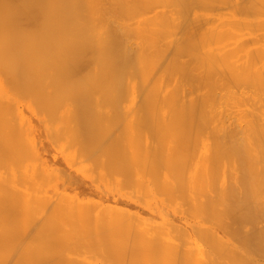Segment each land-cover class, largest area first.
<instances>
[{"label": "rangeland", "instance_id": "obj_1", "mask_svg": "<svg viewBox=\"0 0 264 264\" xmlns=\"http://www.w3.org/2000/svg\"><path fill=\"white\" fill-rule=\"evenodd\" d=\"M112 1L115 2V0H112ZM127 1L128 0H126V1L124 0V2H122L121 0H118V1H116V4L118 2L119 3L121 2L120 4L119 3L118 4L122 5V3H124V5H122V7L123 6L126 7L125 4L127 3ZM130 1L135 2L136 6H133V4H134L133 2H132V6L134 8H137L136 10L135 9L133 10V7L130 6L131 4L130 5H129V3L127 4V6L128 7L130 6V8H131V9L128 8L129 11L133 10L132 11L133 13L135 11L138 12L137 14L134 13V15H136L135 17L133 15V13L130 14L131 11L129 12V11L124 10L126 8L123 7L124 8L123 9L122 7H120L119 10H116L117 9L116 7H118V4H117V6L115 3L110 4L109 9L111 10L112 4L114 5V6L112 5L113 9H115V10H112L110 12L120 11L121 8H122V11H120V12H122L123 14H124V12H126V13L129 12L128 14L125 13V16L121 17V18H120V14L118 17V15L116 13H114L117 15V18H118V19L117 18L115 19L114 24L120 22L124 25H126V24L130 25L132 23L131 27L130 26L129 27L131 28V31L133 29V30H135L133 32H136L138 30L137 28L141 26V25H138V21L143 20V22L142 23L140 22V23L143 25V27L141 26L142 27L141 29L144 30L143 28H144V26H147V24L144 25L143 23H145V22L151 23V21H153V19H149L150 21H148L147 20L148 17H152V16L155 17L154 15L156 14L157 17H156L155 21L160 18L159 21L163 22L161 20L165 17V14L166 15L168 14L166 17H169V20L171 17V19H172L171 21H173L171 23H174V24H171V26L165 25L166 27L163 26L164 28L159 27L160 29H157V30H159V31L162 30L161 32L158 31L159 33L158 32L155 33V31H156L155 30L154 33L151 34L152 37H153V35L155 36V34H156V37L158 39V35L160 36L161 33L162 34L164 33L163 36L161 35V37H162L161 39L166 38V39H163V43H165L164 41H166L167 47H165L166 46L165 44L161 47L162 48L165 47L163 49L165 51V53H169V51L171 52V50H173L172 49L173 47L171 48V45L169 44V42H171V41L173 42V40L175 38H177L175 40H179V39H181V37L182 38L184 37L183 39H181L182 41L183 40L189 41V38L191 39L192 37L196 38L195 41H197L199 39L200 40L204 39L203 41H206V43L208 44L211 42L210 40L213 37L216 38L217 36H222V38L223 37L226 38V36L227 37L231 36L233 33L238 34V33H244L245 32L243 35V39L251 37V38L246 39L249 42L250 47H253L254 45H256V43H254L256 41H254L253 42L254 44H253L249 40V39H252V37H253V39L256 37V40H258V39L262 40L264 38V31H262L263 28L260 29V31H262L261 33H263V38H262V34L260 35L262 39L259 36L260 31L257 29L264 22H262L261 24L260 23L255 24V26H258L260 24L258 27H255L252 25V28L255 27L257 29V31H259V32H257V31L253 32L252 30H254L255 28L251 29V26H248V23H247L248 20L247 19L253 20L254 16H251L249 18L248 17L249 13H248V15H247V13H246V15H242V14H240V12H239V14H236L237 16L234 15V13H237V11H234L235 8L233 6L232 7L234 8V10H233V8L230 7L229 3L231 2V0H156V1H154V0H145V1L139 0V2L137 0H129V2ZM104 2L102 3L103 5L109 1H107L106 3H104ZM93 3H95V2L93 1ZM98 3H97V5H98ZM149 3H153V4L149 5ZM232 3H234L233 0H232ZM67 4H68V9H67L68 14H67L66 19H65V20H67V22L63 23V21H62V19H63L62 1L57 0V21H58V27L59 28H61V25L66 26L65 29L67 30L69 28L67 31H68V33L70 32L72 34V36H74L76 38L86 37L87 41L89 38L95 39L98 36L99 37L102 36L101 38H103V39H109L111 34L114 35L113 32L111 34L109 33V30L106 28V24L101 29V25H100L101 23H98V22H100L99 20H98L97 24L95 25V23H96L95 21L97 19H95L94 17L96 16V18H97V17H99L98 15H100L99 12H97L95 10H97V8H98V11H100L103 9V7H97V8L95 7V10H94L92 8L94 5H92L91 6L92 9H90V11H88V8H87L88 5L85 4V0H67ZM82 4H85V5L83 6ZM88 4L90 5V3H88ZM81 6H83V8H81ZM99 6H101V5H99ZM99 8H102V9L99 10ZM92 10H94V12ZM103 10H105V9H103ZM91 11L93 13H90ZM110 12H108L109 15L106 12H104L107 15L106 16L107 20H109V19L113 20L114 19V18L112 19V17H111L112 15L110 14ZM120 12H117V13H120ZM155 12H158V13H155ZM161 13H163L162 16L158 15ZM88 15L89 16L92 15V18H88V20H87ZM101 15H102V13H101ZM241 15H242V17H241ZM261 15H262V13L259 15V17L258 16L256 17V15H255V17H254L255 22H256V19L257 20H259V19L263 20L264 19V16H261ZM115 16H113V17H115ZM126 16H128V17L131 16L129 18L130 19L133 18V19L129 20V18H128V20H124L127 18ZM141 18H142V20H140ZM166 19L168 20V18H166ZM90 20L91 21L94 20L93 23ZM107 20H105V23L106 22L108 23ZM117 20H118V22H117ZM183 20H184V23L181 22ZM235 20L237 22L238 21L240 22V20L241 21L245 20L246 22L245 21L244 22L246 23V25L248 27H250L251 30H249L246 27V25L244 24L243 21L241 22V24L242 25L244 24L243 28L246 27L247 29L244 28L242 30V28H239L240 27V26L238 27V25L240 24L239 22H238V24H236L237 22H235V25H233V27H231L232 26L231 23ZM175 21H177V22H175ZM166 22H168V21H166ZM66 23H68V25ZM153 23H155V22H153ZM122 24H119L118 26H121ZM124 25H122L120 27L123 30V32L125 31V28L127 30V26H124ZM172 25H173L172 29H167V31L163 32V29L168 28L169 26L172 27ZM178 25L181 27H179ZM242 25H241V27H242ZM102 26H103V24H102ZM113 26L115 28L118 27L116 25H113ZM149 26H152V25H149ZM176 26H177V28H176ZM234 26H236L237 29H235L236 27H234ZM123 27H125V28L123 29ZM152 27L154 29H156L157 25L156 26L153 25ZM262 27H264V26H262ZM105 28L107 30L104 33L102 31ZM148 28H149L148 26H147V28L145 27V29L147 30L146 34L149 31ZM122 30H120V31L122 32ZM239 30H241V31H239ZM139 31L140 30H138V33H139ZM251 31H252V33H251ZM165 32L167 35L169 34L168 37L165 34ZM116 33L118 34V31ZM125 33H126V31H125ZM125 33H124L123 37H125ZM140 33L142 34V32H140ZM100 34H101V36H100ZM128 34H129V32H128ZM137 34H135V35H137ZM255 34H257V35H255ZM135 35H133V37L136 38ZM192 35H194V36H192ZM118 36L119 35H117L116 37H118ZM143 36L141 35V39ZM149 36H148V38H150ZM164 36H166V37H164ZM236 36H238V35H236ZM87 37H89V38H87ZM123 37L122 36H121V38L119 37L120 38L119 40H122ZM133 37H131V36L129 38L127 37V40H126V38H125V40L129 41V39L133 38ZM172 37H175V38H172ZM113 38H115V37H113ZM144 38H146V37H144ZM231 38H232V36H231ZM139 39L140 38H138L135 41L131 39V41L134 43V42H138ZM167 39H169V41ZM253 39H252V41H253ZM193 40L194 39H192V41ZM174 42H179V41H174ZM206 43L204 42V44H206ZM260 44H264V41H262V42L260 41V43H258L257 46ZM205 48H207V47H205ZM205 48H203V49L200 48V49L204 50ZM200 49H198V50L201 51ZM99 87L102 88L101 86H99ZM37 88H38V86H37ZM100 88H98V89H100ZM22 90L24 93L23 95H19L17 93V95L19 97L18 101L10 102V103H1L2 105L0 104V109H2V112H0V115H1L0 116V176H1L0 177V197L2 199L4 197H6L5 198L6 201L3 200L5 202H7V200L11 201V202L9 201L6 204L4 203L5 206H4V204L0 205V209H1L0 210L1 211L0 212V232L2 233L1 239L2 240L5 239V241H3V242L5 243L6 240H9V238H10L9 247L13 246L11 248V250H9V251L13 250L12 252H9V251L5 252V250L3 249L5 247H4V245L0 239V242H1L0 243V259L2 261L3 260L5 261L6 258H7V260H9L8 263L5 262V264L6 263L10 264L9 262H11L10 260H12L13 258L16 260L15 257L20 258L21 259L20 261H24L26 263H31L28 261H35V263H39V264H41L40 262L42 260L45 261V258L48 257L46 259L45 263L46 262L48 263V261H50V262H55V263L59 262V264H61V262L64 263L62 259L64 258V256L67 253H70V257H72V256L73 257L85 256L87 258L96 257V258H99L100 260H103V259L112 260V258H114V257L108 256L105 252V249H107V248H104V246L105 247L111 246L112 243H113L112 244L113 247L117 246L118 248H122V247L127 248L126 247L127 245H128V247H130L127 250L125 249V251H126L125 257L122 256L121 259H124V258L126 259V257H127V260L132 259L133 257L131 256L130 252L132 251V249L133 250L135 249L136 253H135V251H134V253L138 257V258L137 257L136 258L142 260V259L146 258L147 253L144 252L145 248L143 250L142 245L140 243H143V245H145V242L143 239H145L146 237L149 238L150 234L152 233V231H151L152 229L157 231V232L159 231L161 234H165L164 237L167 238L166 240L167 241L170 240V241H168L170 243L175 242L173 244L176 246V248H177L176 244H178V242H179L178 245H180V247H178V249L175 248V250H176L175 252H177V255H175L174 253L172 254V255H175L176 257L170 255L171 253L167 254V256H170V257H169V259H167L168 262L164 261L165 264H168V263L169 264H198V263L199 264H201V263H203V264H264V251H263L264 250V247H263L264 246V227H263L264 226V221H263L264 220V162H263L264 161L263 160L264 154H263V152L264 151H262V150H264V143H263L264 142L263 141L264 130H262V128L264 127V100H260V99L258 100L257 99L260 97H255L256 98L255 100H254V98H253V100L252 99L248 100V98H247L248 101H245V99H243L244 102L243 101L240 102V100H238L239 102H237V100L236 101H234V100L233 101H231V100L230 101L229 100L219 101V103H216V105H217V107H216L217 112L216 113L217 114L216 113L214 114V115H216V117L214 116L215 120H214V117L212 118V122H211V119L207 120V118H204L207 121L206 120L203 121L202 118H200L199 121L194 120L195 122L192 120H190L191 122L187 120L186 122H188V123L194 122V124L192 123L193 126L191 125V129H190V127H188V125H189L188 123H187L188 125L186 124L187 125L186 126V125H184V122H182L183 120H179L180 122L183 123L182 125L179 126V124L177 125V123H176L177 120L174 119V121L177 125V128L174 129L175 127L173 124H175V123H173V121H172L173 118L171 121H170L171 118H169V119L166 118L167 120H169L168 122H170L168 124L167 120H164L165 118H161V117L158 118L157 116H154V115H153L154 116L153 117L152 114L150 116H152L153 119L150 116L149 117L146 116L145 112L147 111V108L150 106L147 104V106H148L147 107L145 105L146 102L145 103L142 102L143 104L142 103L141 104L145 105L147 108L145 110H143L145 107L144 108L139 107V110L140 109H142V110L137 111L136 105L134 104V102H132L133 103L132 104L131 102H126V101L125 102H121V101L118 102L116 100L115 101H102V100L96 101L94 99H88L89 101H91V103L88 102L86 104L84 101H82L83 103L80 102V104L84 105L83 108L86 111H88V112H86V114H87L86 115V114H83L85 111L84 109L79 111L81 109L80 108L81 105L78 108L79 104H75V102H66V101L36 102V100H34V99H33L34 101H32L31 98L27 96V93L25 95L24 89H22ZM250 90H251V88H250ZM253 90L255 91V89H253ZM18 92L20 94H22L20 92V90ZM24 95H25V98H24ZM79 101H81V100H79ZM76 103H77V101H76ZM138 103L139 102H136V104H138ZM116 105H117V107H115ZM132 105L135 106V111L140 112V113L142 112L141 113L142 117H141L140 113H137L138 116H135L137 114H135L136 112L132 109V107H133ZM139 105H137V108ZM151 105L154 106V104H151ZM1 106H2V108H1ZM114 107H115V109L116 108L118 109L119 107L122 109L119 108L118 110H114ZM76 108H78V109H76ZM89 108H92V111L90 110V112H91L90 114H88ZM150 108H151V106H150ZM131 109L135 113H133V111L131 112ZM77 110L80 113H77L78 112ZM116 111H119V113H120V111L121 112L123 111V112L120 113L121 114L120 115ZM81 112H83V113L81 114ZM111 112H112V114L117 113L116 115H119L116 117H115V115H113L114 118L116 119V120H114V121H116L114 123L112 122V120L109 121L108 115L111 114ZM114 112H116V113H114ZM75 113L79 114V115H76ZM123 113H127V114H124L122 116ZM133 115H134V117H133ZM113 116L112 115L110 116L111 119L113 118ZM139 117H141V119H138ZM143 117H144V122L142 121ZM155 117H156V119L154 120ZM117 118H119V119H117ZM145 119H148V120H145ZM151 119H152V121H150ZM157 119H160V120H157ZM117 120H118V122H117ZM123 120H124V123H123ZM127 120H129V122ZM133 120L134 121L135 120H139V121L141 120L142 122L141 121L140 122L139 121L133 122ZM200 120L203 121L202 125H201L203 127H201V128H200V123H201ZM153 121H156L157 123L156 122L153 123ZM179 121H178V123H180ZM214 121H216V123H217V128H216V132L218 133L217 135H215L216 132L212 133V130H210L211 129L210 127H212L211 125L216 124ZM82 122H83V124H82ZM98 122H100V123H98ZM171 122L173 123L172 125H171ZM125 123H126V125H125ZM128 123H129V125H128ZM134 123L135 124L139 123L137 125H141V127L136 126ZM151 123H153V124H151ZM161 123L162 124L164 123L163 125L165 127ZM165 123L167 124V126H169V128H170V126H173V128L171 127V129L168 130L169 128L166 126ZM196 123H199V125H197ZM204 123L205 124L207 123V124L205 125ZM120 124H122V125L120 126ZM208 124H210V127ZM114 125L115 126L118 125V126L115 127ZM142 125L145 127L143 128ZM147 125H149V127ZM204 125H205V127L208 125L206 128L207 129L209 128V129L206 130ZM225 125L228 126V129L233 127V129H232L233 131H231L232 133L227 132V134H225L224 132H222L223 133V135H222V133L220 132L221 131L220 129H222L221 126H225ZM198 126L200 129L198 128ZM234 126L236 128H234ZM243 126H244V128H243ZM137 127H138V130L142 129L143 133L141 131L135 130V129H137ZM180 127H182V128H180ZM185 127L187 130L188 129L189 130L193 129V130L189 133V130L187 132L186 129L185 130L183 129ZM117 128H118V131H117ZM178 128H179V130L181 129V131H179ZM218 128H220L219 131H218ZM201 129H204L206 132L204 131L205 133L203 134L202 133L203 130H201ZM234 129H235V131H234ZM243 129H245L244 130L245 132L243 131ZM124 130H125V132H124ZM175 130L176 131L178 130L179 133L175 132ZM183 130L185 132V135L183 133ZM197 130H199V131L201 130V133H199ZM209 130H210V132H208ZM120 131H122V132H120ZM193 132L195 134H192ZM207 132L209 133V135L207 134ZM262 132H263V135H262ZM139 133L140 134L142 133V134L140 135ZM186 133H188L190 135H188V134L186 135ZM198 133L203 135V137H205V135H207L209 137V139L210 138L211 139L209 140V139L203 138L201 135H199L200 141L199 140L197 141ZM135 134H137V135H135ZM152 134L154 135V137ZM178 134H179V136H178ZM182 134H183V136H182ZM191 134L195 135V138H193L194 136L192 137ZM212 134L215 137L217 136L216 141L217 140L218 141L216 144L217 145L219 144V146L221 145L220 151L217 153H220V152H222V153H220L219 155L217 153H214V152H216L217 149H219L218 146H217V149H215L213 152L209 151V153H210V154H208L209 163L211 161L210 155H211V157L215 154L218 155V157L221 155H222L221 157H223V158L225 157L224 158L225 160L223 158H220V157L219 158L221 160L218 158L215 159L216 156H215V158L212 157V159L217 163H214L211 165V163L214 162L212 160V162L210 163L211 167L214 165L216 168V164H219V165H217V168L215 169L217 171L216 173H215L214 168L210 169L211 167L206 165L207 161L203 162L204 167H202L203 166V164L201 165L202 161L198 159V156H199L198 151H200V150H201L200 151L201 155L206 154L205 157H207V153H208L207 149H209V148L211 149V147L209 146L210 145L209 141H211V144H212V141H215V137L212 138V136H213ZM139 135L143 136V137L141 138ZM224 135L226 138L224 137ZM228 135L230 136V138L227 137ZM136 136H138L139 138ZM184 136L187 138H185ZM188 136H191V139L192 138L193 139L191 140L190 137L188 138ZM132 137L134 140L132 139ZM148 137L150 140H148ZM179 137H181V138L179 139ZM238 137H239V139H238ZM249 137H251V139ZM173 138H174V140L176 138V140L175 141L173 140V143H171L172 142L171 140ZM201 138H203V139H201ZM228 138H229V141H228ZM169 139H170V141H169ZM188 139L190 140V142L191 141L194 142L195 146L199 145V144H195V142L200 143V146L197 147L198 149L196 150V148H195L196 153L193 150L194 148L193 149L191 148L192 142L190 145H188L189 143H187V145H188L187 147L184 145L183 141L186 140V142H187ZM177 140L178 141L180 140L184 146H182V143L180 141H179V143H177L176 142ZM189 140H188V142H189ZM160 141L162 144H165V146L164 145L162 146V144L159 143ZM222 141H224V143L227 141L228 143L223 144ZM230 141L234 144L230 143ZM134 142H135V144H134ZM174 142H176V144H175L176 146L178 144L179 147H181V146H182V148L185 147V148H187V151H190V149H191V151L193 150V152L196 154V156H194V154H192V156H194L192 162H191L192 159H190V160L188 159L190 162L189 164L191 165V169H190L189 164L185 163L186 160H184V159H187L186 158L187 157L186 156L187 151L185 152V154L183 152V154L185 155V158L179 156L178 154L181 153L179 151V149H181V148L176 147V149H175V145H172V144H174ZM206 142L209 144H207ZM219 142H221V144ZM147 143H149V144H147ZM156 143H159L158 145L161 144L160 146H162V148H160L159 146L154 147V146H157V145H155ZM245 143L248 144L249 147H247L245 145ZM258 143H260V144L258 145ZM204 144L206 147L208 145L209 148L207 147L205 150ZM229 144H230V146H229ZM231 144H232V146L235 145L234 146L235 148L232 147ZM239 144H240V146H239ZM170 145L173 146L172 149L174 151H177V150L178 151L174 153L172 151V149H167V146L169 148H171ZM261 145H263V149H262ZM195 146H193V147H195ZM222 146H223V148L224 147L226 148L225 149V151H226L225 155H223L224 149L222 148ZM228 146L230 148L231 147L233 148V149L231 148L232 151H231V149H229ZM241 146H244V147L242 148ZM188 147H190V149ZM156 148H158V149L160 148V150H158ZM185 148H183V149H185ZM227 148L231 152V154L229 153V151L227 152ZM245 148H247V149H245ZM164 149H165L164 156L165 155L167 156L168 154H165V153H168L170 150V151H172V153H174V155H177L181 159L184 158L183 160H181L179 158L177 159L176 156L173 158L172 157L173 154H172V156L168 155V157L166 158L168 160L167 161L168 164L167 163L166 164L168 165L169 169L171 168V167H169V164H170L169 162L172 160L171 162L173 163V159H174V163H176L177 165H178V160H179V163L182 161V164L184 162L185 165L189 166V167H186V169H188V168L189 169L186 170L187 172H185L186 173L185 174L184 172H182V169L180 168L182 164L180 163L178 165V167L180 166L179 168L181 169V170L179 169V171H181V173L184 174V176H179V177L185 178V177L189 176L186 179L181 178L183 181L182 180H181V182L179 181L180 184L177 183V181L176 182L173 181L174 179H172V176L175 179H177V178L179 179V177H177L178 172H176V173L174 172V171H178V168H176V170H174L175 169L174 168L173 169L174 171L171 168L170 170L168 169L169 170L168 171V170H166L167 168L165 169V167L167 165H165V163L161 164L162 160H165L164 156H162ZM259 149L261 150V152H259ZM156 150H158V151L162 150L160 152L161 153L160 156H159L160 153L158 151H157L158 154H156V152H155ZM241 151L243 152L242 156H240ZM153 152H155L156 155ZM244 152L246 155H243ZM258 152L260 154L262 153V155H260ZM254 153L258 154V155H255ZM183 154L181 153L180 155H183ZM226 154L228 155L227 157H226ZM247 154H249V155H247ZM157 155L159 156L158 158H160L162 156V158H164V159L160 158V160L162 159L161 163L159 161V162H157V163H159V165L157 164V166H155V164H156L155 162L158 159H156L157 157H154V156H157ZM229 155H232V156H230L231 158L229 157ZM252 155H254V157ZM170 156L173 159L169 160ZM249 156L250 157L252 156L251 162L253 164L247 163L246 167H249V166L251 167V168L249 167V170H248V168H246V167H245L246 169L242 168V165H240V164H242L241 161H243L244 158H246V160L247 159L249 160V158H250ZM262 156H263V158H262ZM150 157H151L152 162H154L153 158L156 159L154 162V167H153L156 171H154V169L153 170L151 169V166L153 165V163L150 162V160H149ZM188 158H190V157H188ZM201 158H204V157L200 156V159ZM253 158H256V159H254L255 162L253 161ZM257 158H259V159L257 160ZM226 159H227V161H226ZM234 159H236V160L234 161ZM240 159H242V160H240ZM197 160L201 161L200 165H199L201 167H199V170H200V168L204 169V174L202 173L204 176H202V177H204L205 181L197 179V181H200V182H198V184H197V182L194 183L195 187L193 188L194 184L192 185V181H193L192 177H195L193 174H196V175L198 174L197 170L195 169L198 166L197 165L198 163H196ZM206 160H208V159H206ZM223 160H224V162H222ZM238 160H240V161H238ZM175 161H177V162H175ZM236 161L238 163H236ZM163 162H166V161H163ZM186 162H188V161H186ZM218 162H221V163H218ZM248 162H250V160ZM149 164H150V166H149ZM184 164H183V166L185 167ZM236 164H238V165H236ZM160 165H165V166H164V168H162V169L158 168L159 170H157V168H155V167H159ZM239 165H240V167H239ZM174 166H176V165L174 164ZM260 166L263 169L260 168ZM149 167L152 171L148 169ZM184 167H182V168H184ZM207 167H208V170L210 169L211 173L213 172V170H214L213 174L215 173V175H213L214 177L211 175L213 180L211 179V177L208 178L211 181L207 180V177L210 176V174L208 176L206 175V171H207L206 168ZM217 169H221V170H217ZM251 169H252V171H251ZM195 170H196V172L194 173ZM224 170L226 172H224ZM244 170H245V172H244ZM148 171H150L149 173H151L153 171L156 173H157V171L159 173L161 172L159 175L157 173L160 182L165 183V181L166 182L169 181L170 184H172V186H171V185H169V182L167 183V186H169V190L171 188L174 189L175 185L178 186V189L177 188H176L177 190L174 189V192L175 191L179 192L180 189L181 190L184 189L183 191H186L187 195L189 196V200H188V196H187L186 197L187 200H185V202H186L185 203L184 201H182L181 197L175 198L173 196L174 198H171L173 201L170 199L172 201L171 205H169L170 204L169 203L170 200H169L165 204L167 206H164L161 210L150 214V212L147 210L146 206L148 204L157 202L162 197V195H161L162 193H160L158 195L156 192L153 191V190H155V189H153L154 188L153 186L155 184L154 182H156L158 180H155L154 178H152V176L155 177V175H156L154 172H153L154 174L152 173L153 174L152 175V174H149ZM229 171L232 173V175L230 174ZM246 171H247L248 175L247 174L244 175L246 173ZM167 172H168V174H167ZM173 172L175 174H177V176H174ZM243 172H244V174H243ZM225 174H226V176H225ZM236 174H237V176H236ZM160 175L162 177H160ZM169 175L171 177H169ZM198 175L196 177H198ZM244 176H247V177L245 178ZM190 177H191V180H190ZM199 177H201V175H199ZM225 177H227V178H225ZM240 177H242V178H240ZM151 178L153 180H151ZM187 179L190 180V184L192 185V187L188 184L187 181H189V180H187ZM199 179H201V178H199ZM238 179H239V181H238ZM184 180H186L187 184L184 183L185 182ZM228 180L230 181V183ZM139 181H144V182L140 183ZM201 181H203V182H201ZM215 181H217V183ZM231 181H232V183H231ZM151 182H152V184L153 183L154 184L152 185ZM160 182H157V184L158 183L161 184ZM210 182H211V184H210ZM214 182L216 184H214ZM181 184L184 185V188ZM162 185L163 184L156 187L157 190H159V187L161 188ZM164 185H166V184H164ZM188 185L191 188H188L189 187ZM233 185L235 187H237L238 189L235 188ZM243 185L245 186V188ZM196 186L198 187V189ZM164 187H166V186H164ZM203 187L206 190H204ZM214 187H215V189H214ZM222 187H223V190H221ZM224 187H225V189H224ZM227 187H229V188H227ZM200 188L202 189L203 192L200 191L201 190ZM185 189H187V190H185ZM191 189H193L192 192L196 193V194L198 192H196L195 189L199 190L200 194L194 195V196H196V198H195L191 192ZM227 190H229V191H227ZM183 191L181 192L182 194H184ZM222 191H223V193L224 192L225 193L223 194ZM178 192L174 193V195L178 194ZM220 192H221V195H220ZM181 193L179 192V195ZM186 193L182 196V198L184 196H186ZM206 193H207V196L204 195ZM179 195H176V197ZM2 196H4V197H2ZM210 196H212V199ZM9 197H10V199H9ZM190 197L192 198L191 201H190ZM193 198H195V199H193ZM12 199H13V201H12ZM215 199H217V200H215ZM181 202H182V204H181ZM232 203H233V205H232ZM187 204L188 205L192 204V205H190V206H192L191 208L195 207V205L197 204L200 206V208H198L199 207L198 206V207H195L193 209H191V208L189 209L190 206H188ZM250 204L252 206H250ZM49 205H51V206H49ZM11 206L13 208H11ZM18 206L20 207V210H19ZM101 206H103V207H101ZM2 207H3V210H2ZM6 207H8V209H6ZM49 208H51V209H49ZM113 208L124 211L126 216H124L123 214L120 215L119 213L115 212V210H112ZM76 211H77V213H76ZM4 212H6V213H4ZM106 213H108V214H106ZM254 213L257 214L256 217L254 216L255 215ZM99 214H101V215H99ZM102 214H103V216H102ZM116 214H118V217ZM101 217H102V219H101ZM173 217H175V219H173ZM185 217H187V218H185ZM123 220H125V221L123 222ZM29 221H31L32 223L30 224ZM163 223H167V225L163 224ZM36 224H37V226H36ZM172 224H174V225H172ZM231 224H232L231 231H227L226 226H230ZM26 225H27V227H26ZM30 225L32 228L29 227ZM38 225H39V227L41 225L44 226V229H46V230L43 231L42 227L39 229ZM20 226H22L21 230H20V228H21ZM154 226H156V228ZM161 227H163V228H161ZM24 228H26L27 232L24 231L25 230ZM34 228H35V231H34ZM36 228H37V231H39V230L40 231L37 232ZM18 229L20 231H18ZM160 229H161V231H160ZM163 230H164V232H163ZM109 231H110V233H109ZM138 231H140V233H138ZM33 232H35L33 234V236H35V237L32 236V239H34L32 241V239L29 237H31ZM36 232H37V234H36ZM220 233H221V235H220ZM20 234L26 235V236H21L23 238L26 237V239L25 238L20 239V237H19ZM177 234H179V235L176 236ZM144 235H145V237H144ZM173 235H174V238L171 237ZM138 236L139 237L142 236L141 238H138V240L140 239L138 243L140 244L141 249H140L139 245L137 246V244L135 243ZM175 236L178 238V240L176 239ZM36 237L38 239H41L40 243ZM179 237H181V240H179ZM18 239H19V241H18ZM256 239L258 241H256ZM146 240H147V238H146ZM251 240L254 241L255 243L251 242ZM22 241H23L24 246L21 243ZM46 241L47 242L50 241L53 244H51L50 242L47 243ZM127 241L129 242L128 244H127ZM122 242H124V243H122ZM6 243L8 244V241ZM6 243H5V246L8 249H10ZM105 243H106V245H105ZM109 243H111V244H109ZM114 243H115V245H114ZM199 243H201V244H199ZM116 244H118V245H116ZM38 245L41 248V249L38 248L39 251H37V247H36ZM45 245L49 247V250L51 249L50 252H48V251L46 252V250L44 249ZM93 245H94V247L95 246H97V247L94 248ZM98 245H99V247H98ZM260 246H262V247H260ZM137 247H139V248H137ZM256 247L258 249H256ZM7 248H6V250H7ZM20 248H21V250H20ZM72 248H73V250H71ZM74 248L77 249L78 252ZM180 248H182V249L180 250ZM261 248L263 250H261ZM1 249H2V251H1ZM16 249H18L20 251L17 250V252H16ZM97 249H99V250H97ZM128 250H129V253H128L129 255H127ZM140 250H143L142 252L146 253V254H144V257L143 256L141 257L142 252ZM70 251H73V252L71 253ZM74 251H75V254H74ZM37 252H38V255H37V257H35ZM5 253H9V255L8 254L5 255ZM10 253L13 254V256ZM15 253H17V254L15 255ZM44 253H46V254L44 255ZM179 253H181L182 255H180ZM184 255H186V256H184ZM167 256H166V258H168ZM180 256H181V258H180ZM4 257H6V258L4 259ZM10 257H11V259H9ZM23 257H25V258H23ZM152 257H153L152 260L154 262L152 261L150 263H152V264L159 263V261H160L159 259H156L157 261H155V258H154L155 256H152ZM171 257H172V259H171ZM52 258H54L55 260H53ZM59 258L62 260V261L60 260L61 262L59 261ZM115 258L118 259V257H115ZM156 258H157V255H156ZM196 258H198V259H196ZM24 259L25 260L27 259L28 261L27 260L25 261ZM64 260H65V258H64ZM175 260H176V263H175ZM192 261L193 262L195 261V262L193 263ZM196 261H198V262L196 263ZM12 262H13V260H12Z\"/></svg>", "mask_w": 264, "mask_h": 264}, {"label": "bare ground", "instance_id": "obj_2", "mask_svg": "<svg viewBox=\"0 0 264 264\" xmlns=\"http://www.w3.org/2000/svg\"><path fill=\"white\" fill-rule=\"evenodd\" d=\"M62 1V13H63V19H62V21H63V23L64 22H67V20H65L66 19V16H67V14H68V12H67V9H68V4H67V0H61ZM93 1L95 2V3H93ZM97 0H85V4H87L88 6H87V8H88V11H90V9H94L95 10V7L97 8V7H103V9H105V10H103L102 8H99V10L100 9H102V10H100V11H98V8H97V10H95V11H97V12H99V14L100 15H98L99 17H97L96 18V16L94 17L95 19H97L95 22V25L97 24V22H98V20L100 21V22H98V23H101L100 25H101V29L104 27V25L106 24V28L109 30V33L111 34L112 32L114 33V35L113 34H111V36L109 37V39H103V38H101L102 36H101V34H100V36L101 37H97V38H95V39H93V38H89V37H87V38H89L88 39V41L86 40V37H84V38H76V37H74V36H72V34L69 32L68 33V29L66 30L65 28H66V26H63V25H61V28H59L58 27V21H57V0H0V104L1 103H10V102H16V101H18L19 100V97H18V95H17V93L19 94V95H23L24 93H23V90L22 89H24V92H25V95H26V93H27V96L28 97H30L31 98V100L32 101H34V100H36V102H44V101H66V102H75V104H79L78 105V108H79V106L81 105V109L79 110V111H81L82 109H84L83 108V106L84 105H82V104H80V102H82V101H84L86 104L88 103V102H90L91 103V101H89L88 99H94V100H96V101H98V100H102V101H121V102H134V104L136 105V109H137V111H140V110H142V109H140L139 110V107H141V108H144L143 110H145L148 106H147V104L148 105H150L151 106V108H150V106L147 108V111L145 112V115L146 116H150L151 114H152V116L154 115V116H157L158 118L159 117H161V118H165L164 120H167L166 118H171L170 119V121L172 120V118H173V123H175V121H174V119H176L177 120V125L179 124V126L180 125H182L183 123L182 122H184V125H186L188 122H186L187 120L188 121H190V120H192V121H199V119L200 118H202V120L204 121V120H206V119H204V118H207V120H209V119H211V122H212V118L215 116L216 117V115H214L217 111H216V107H217V105H216V103H219V101H227V100H231V101H236L237 100V102H239L238 100H240V102L241 101H243L244 102V100L243 99H245V101H248V100H250V99H252L253 100V98H254V100L256 99L255 97H260V98H257L258 100L260 99V100H264V44H260V45H258L257 46V44L258 43H260V41L262 42V41H264V38H263V33H261L262 31H264V27H262V26H264V23H262V22H264L262 19V21L259 19V20H257L256 19V22H255V15H256V17L258 16L259 17V15L262 13V15L261 16H264V0H233V2L234 3H232V0H231V2L229 3L230 4V7L231 8H235V10H234V8H233V10L234 11H237V13H234V15H236V14H239V12H240V14H242V15H246V13H247V15H248V13H249V15H248V17L250 18L251 16H254L253 17V20H251V19H247L248 21H247V23H248V26H251V29H254L255 27H258L261 23H262V25H260L259 26V28H257L259 31H260V29H262L263 28V30L262 31H257V29L255 28L254 30H252L253 32H255V31H257V32H259V36L262 34V38H261V36H260V38L262 39V40H256V37L253 39V37H252V39H253V41H252V39H249L250 41H251V43H253L254 41H256V42H254V43H256V45H254L253 47H250L249 46V42L246 40V39H248V38H251V37H248V38H245V39H243V35H244V33H238V34H235V33H233L231 36H232V38H231V36H226V38H222V36H217L216 38L215 37H213L210 41V43H206V41H203V40H197V41H195V37L193 38H189V41L188 40H181V39H183L182 37H181V39H179V40H175V39H177V38H175V37H172V38H175L174 40H173V42L171 41V42H169V44L171 45V48L173 49V50H171V52L169 51V53H165V51L163 50L165 47H167V44H166V41H164L165 43H163V39H166V38H163V39H161L162 37H161V35L163 36L164 35V33L162 34H160V36L158 35V39H157V37H156V34H155V36L153 35V37L151 36V34H153L154 33V31H155V33L156 32H158L159 30H157V29H160L159 27H166L167 25H170L171 26V24H174V23H171V22H173V21H171L172 19H171V17H170V20H169V17H166L167 15L165 14V17L161 20V21H163V22H160L159 21V19L158 20H156L155 21V19H156V14L154 15L155 17H148L147 18V20L148 21H150L149 19H153V21H151V23L149 22V23H143L144 25H146L147 24V26L149 27L148 28V33L146 34V32H147V30L145 29V27L147 28V26H144V30H142L141 28L143 27V25L141 24L142 22H143V20H142V18L140 19V20H142V21H138V25H141L140 27H138L137 29L138 30H140L139 31V33H138V30L136 31V32H133V31H135V30H133L132 29V31H131V25H132V23L130 24V25H124V24H122V23H120V22H118V20H117V22L119 23V24H122V25H124V26H127V30H126V28L125 27H123V29L125 28V31H126V33H125V31L123 32V30L120 28L121 26H118L119 24L118 23H115L114 24V21H115V19L117 18V15H118V17H119V14H120V18L121 17H124L125 16V13L126 12H124V14L122 13V12H120V11H122V8L124 7V8H126V9H124V10H126V11H129V9H131L130 8V6H132V2L130 1L129 2V0L127 1V3L125 4L126 5V7L125 6H123L122 7V5H124V3H122V5H119L118 3V7H116L117 9L116 10H119V8L120 7H122L121 9H120V11H116V12H110V11H112V10H115V9H113V7H112V5H111V10L109 9L110 8V4L111 3H115L116 4V1H118V0H115V2H113L112 0L110 1V0H98L97 2H96ZM105 1V2H104ZM107 1H109V2H107ZM122 2H124V0H121ZM126 1V0H125ZM138 2H139V0H137ZM142 1V0H141ZM143 1H145V0H143ZM154 1H156V0H154ZM90 3V5L88 4V3ZM99 2V3H98ZM106 3V4H102V3ZM153 2V1H152ZM84 3V2H83ZM93 3V4H92ZM97 3H98V5H97ZM129 3V7L127 6V4ZM134 4H133V6H136L135 5V2H133ZM154 3V2H153ZM153 3H149V5H151V4H153ZM85 4H82L83 6L85 5ZM108 4V5H107ZM117 4H116V6H117ZM168 4V3H167ZM233 4V5H232ZM92 5H94L92 8H91V6ZM99 5H101V6H99ZM157 5V4H156ZM155 5V6H156ZM166 5V4H165ZM83 6H81V8H83ZM90 6V7H89ZM109 6V7H108ZM114 6V5H113ZM132 6V7H133ZM145 6V5H144ZM143 6V7H144ZM233 6V7H232ZM138 7V6H137ZM153 7V6H152ZM129 8V9H128ZM107 9V10H106ZM136 10L137 8H134L133 7V10ZM94 10H92L93 12H94ZM109 10V11H108ZM132 10V11H133ZM167 10V9H166ZM90 12V13H93V12ZM131 11V10H130ZM129 11V12H130ZM131 11V13L130 14H132L133 12ZM143 11V10H142ZM165 11V10H164ZM233 11V12H234ZM104 12H106L108 15H109V13L108 12H110V14L112 15L111 17H112V19L113 20H111V19H109V20H107V15H106V13H104ZM117 12H120V13H117ZM128 12V13H129ZM101 13H102V15H101ZM114 13H116V14H114ZM128 13H126V14H128ZM134 13H138V12H134ZM134 13H133V15H134ZM155 13H158V12H155ZM182 13V12H181ZM97 14V13H96ZM114 14V15H113ZM129 14V15H130ZM162 14L163 13H161V14H158V15H161L162 16ZM251 14V15H250ZM258 14V15H257ZM116 15V16H115ZM123 15V16H122ZM188 15V14H187ZM232 15V14H231ZM242 15H241V17H242ZM86 16V15H85ZM91 16V17H90ZM88 15V17H87V20H88V18H92V15ZM101 16V17H100ZM104 16V17H103ZM113 16H115V17H113ZM136 15H134V17H135ZM237 16V15H236ZM103 17V18H102ZM106 17V18H105ZM127 17V18H126ZM125 18L126 19H124V20H128V18L129 17H131V16H126ZM147 17V16H146ZM159 17V16H158ZM244 17V16H243ZM246 17V16H245ZM247 17V18H248ZM93 18V19H94ZM100 18V19H99ZM105 18V19H104ZM119 18V19H120ZM145 18V17H144ZM143 18V19H144ZM166 18H168V20L166 19ZM103 19V20H102ZM118 19V18H117ZM133 19V18H132ZM132 19H130L129 18V20H132ZM165 19V20H164ZM197 19V18H196ZM105 20H107L108 21V23L106 22L105 23ZM191 20V19H190ZM239 20V19H238ZM251 20V21H250ZM86 21V20H85ZM91 21V20H90ZM94 21V20H93ZM93 21H91L92 23H93ZM159 23H158V22ZM166 21H168V22H166ZM187 21V20H186ZM243 21V20H242ZM241 20H240V24H241V22H242ZM245 21V20H244ZM243 21V22H244ZM260 21V22H259ZM141 22V23H140ZM153 22H155V23H153ZM158 24H157V23ZM175 22H177V21H175ZM181 22H183L184 23V20L183 21H181ZM235 22H237L236 20L235 21H233L232 23H231V27H233V25H235ZM238 22L236 23V24H238ZM246 22V21H245ZM244 22V24L246 25V23ZM62 23V24H63ZM124 23V22H123ZM135 23V22H134ZM140 23V24H139ZM179 23V22H178ZM257 23H260L258 26H255V24H257ZM67 25H68V23H66ZM65 24V25H66ZM102 24H103V26H102ZM116 25V26H118L117 28H115L113 25ZM162 24V25H161ZM176 24V23H175ZM238 25V27L239 28H242V30L245 28V29H249V30H251L250 29V27H248L247 25H246V27H244L243 28V26H244V24L242 25V27H241V25ZM92 25V24H91ZM99 25V24H98ZM112 25V26H111ZM149 25H154V26H156L157 25V27H156V29H154L152 26H149ZM166 25V26H165ZM180 25V24H179ZM178 25V26H179ZM187 25V24H186ZM191 25V24H190ZM252 25L253 26H255V27H253L252 28ZM110 28H109V27ZM130 26V27H129ZM169 26V27H170ZM151 27V28H150ZM163 27V28H164ZM165 28V29H163V32L164 31H167V29H172L173 28V25H172V27H170V28ZM175 27V26H174ZM179 27H181V26H179ZM234 27H236V26H234ZM261 27V28H260ZM104 29L102 32H106V30L107 29ZM115 28V29H114ZM136 28V27H135ZM140 28V29H139ZM176 28H177V26H176ZM111 29V30H110ZM152 29V30H151ZM154 29V30H153ZM175 29V28H174ZM232 29V28H231ZM235 29H237V27L235 28ZM234 29V30H235ZM120 30H122V32L120 31ZM129 30V31H128ZM178 30V29H177ZM118 31V34L116 33ZM121 33H120V32ZM144 31V32H143ZM162 30H160L159 32H161ZM236 31V30H235ZM238 31V30H237ZM239 31H241V30H239ZM252 31H251V33H252ZM101 32V33H102ZM128 32H129V34H128ZM132 32V33H131ZM140 32H142V34L140 33ZM152 32V33H151ZM158 32V33H159ZM171 32V31H170ZM169 32V33H170ZM250 32V31H249ZM108 33V34H109ZM120 33V34H119ZM124 33H125V37H123L124 36ZM138 33V34H137ZM144 33V34H143ZM150 33V34H149ZM157 33V34H158ZM247 33V32H246ZM119 35L118 37H116L117 35ZM123 34V35H122ZM132 34V35H131ZM135 34H137V35H135ZM165 34H166V32H165ZM171 34V33H170ZM199 34V33H198ZM248 34V33H247ZM107 35V34H106ZM133 35H135L136 36V38L135 37H133ZM141 35L143 36L142 37V39H141ZM150 35V36H149ZM167 35V34H166ZM169 35V34H168ZM168 35H167V37H168ZM236 35H238V36H236ZM255 35H257V34H255ZM121 36L123 37L122 38V40H119L120 38H121ZM133 37V38H130L129 39V41H126L127 40V37L129 38V37ZM148 36L150 37V38H148ZM192 36H194V35H192ZM74 37V38H73ZM107 37V36H106ZM113 37H115V38H113ZM120 37V38H119ZM144 37H146V38H144ZM160 37V38H159ZM164 37H166V36H164ZM220 37V38H219ZM125 38H126V40H125ZM138 38H140L139 39V41L138 42H132L131 41V39L132 40H137ZM124 39V40H123ZM161 39V40H160ZM171 39V38H170ZM192 39H194L193 41H192ZM168 41H169V39H167ZM172 40V39H171ZM181 40V41H180ZM174 41H179V42H174ZM204 42L206 43V44H204ZM168 43V42H167ZM253 43V44H254ZM166 45L164 48H162L161 46H163V45ZM198 44V45H197ZM169 47V46H168ZM205 47H207V48H205ZM162 48V49H161ZM170 48V49H171ZM203 49V48H205L204 50H201V49ZM198 49H200L201 51H199ZM167 50V49H166ZM169 50V49H168ZM168 52V51H167ZM101 86L102 88H100L99 86ZM37 86H38V88H37ZM98 86V87H97ZM98 88H100V89H98ZM250 88H251V90H250ZM255 89V91L253 90V89ZM26 89V90H25ZM249 89V90H248ZM20 90V92L22 93V94H20L18 91ZM253 90V91H252ZM25 95H24V98H25ZM29 98V99H30ZM247 98H248V100H247ZM22 99V98H21ZM34 99V100H33ZM87 99V100H86ZM27 100V99H26ZM79 100H81V101H79ZM251 100V101H252ZM31 101V102H32ZM76 101H77V103H76ZM87 101V102H86ZM136 102H139L138 104H136ZM142 102H146L145 103V105L147 106H145V105H142L143 103ZM148 102V103H147ZM83 103V102H82ZM84 103V104H85ZM142 103V104H141ZM133 104V103H132ZM140 104V105H139ZM151 104H154V106H152ZM156 104V105H155ZM2 105V104H1ZM118 105V104H117ZM117 105L115 106V107H117ZM120 105V104H119ZM137 105H139L138 106V108H137ZM77 106V105H76ZM88 106V105H87ZM91 106V105H90ZM121 106V105H120ZM133 106V107H132ZM131 107H132V109L135 111V106L134 105H132ZM115 107H114V110H118L117 108L115 109ZM122 107V106H121ZM1 108H2V106H1ZM78 108H76V109H78ZM86 108V107H85ZM129 108V107H128ZM87 109V108H86ZM120 109H122V108H120ZM131 109V112L133 111ZM1 111L0 112H2V109H0ZM85 110V109H84ZM89 110V113L88 114H90L91 112H90V110L92 111V108H89L88 109ZM239 110V109H238ZM78 111V110H77ZM77 112V113H80V112ZM113 111V110H112ZM128 111V110H127ZM133 111V113H135V114H137V113H140V112H137V111H135L134 112ZM86 112H88V111H84V113L83 112H81V114L83 113V114H86ZM116 112H118V114H120V113H122L121 111H120V113H119V111H116ZM116 112H114V113H116ZM126 112V111H125ZM148 112V113H147ZM94 113V112H93ZM130 113V112H129ZM142 113V112H141ZM140 113V115H141V117H142V114ZM150 113V114H149ZM2 114V113H1ZM76 114V113H75ZM80 114V115H81ZM117 114V113H116ZM116 114H112V112H111V114H109L108 116H109V121L110 120H112V122L114 123V122H116V121H114V120H116L115 118H114V116L113 115H115V117L116 116H119V115H116ZM124 114H127V113H123L122 114V116L124 115ZM217 114V113H216ZM76 115H79V114H76ZM87 115V114H86ZM92 115V114H91ZM113 116V118L111 119V117L110 116ZM121 115V114H120ZM1 116V115H0ZM89 116V115H88ZM93 116V115H92ZM127 116V115H126ZM135 116H138V114L137 115H135ZM144 116V115H143ZM152 116H150L151 118H152ZM153 116V117H154ZM128 117V116H127ZM133 117H134V115H133ZM141 117H139L138 119H141ZM215 117H214V120H215ZM125 118V117H124ZM146 118V117H145ZM160 118V119H161ZM117 119H119V118H117ZM143 120V122H144V117L142 118ZM153 119V118H152ZM152 119L150 120V121H152ZM156 119V117L154 118V120ZM160 119H157V120H160ZM121 120V119H120ZM125 120V119H124ZM124 120H123V123H124ZM145 120H148V119H145ZM179 120H183L182 122H180ZM206 120V121H207ZM122 121V120H121ZM128 122H129V120H127ZM138 122L139 120H133V122ZM141 121V120H140ZM139 121V122H140ZM141 121V122H142ZM169 120H167V123L169 124L170 122H168ZM178 121L181 123H178ZM194 121V122H195ZM203 121H201L200 120V128L201 127H203V126H201L202 125V122ZM84 122V121H83ZM83 122H82V124H83ZM117 122H118V120H117ZM132 122V121H131ZM154 122H156V121H153V123ZM191 122V121H190ZM188 123L187 125H188V127H190V129H191V125H192V123L194 124V122H192V123ZM210 122V123H211ZM215 123H216V121H214ZM98 123H100V122H98ZM122 123V122H121ZM127 123V122H126ZM126 123H125V125H126ZM147 123V122H146ZM145 123V124H146ZM153 123H151V124H153ZM157 123V122H156ZM172 122H171V125L173 124ZM176 123L175 124H173L174 125V129H176L177 128V125H176ZM199 123H196L197 125H199ZM119 124V123H118ZM135 124V123H134ZM137 124H139V123H136L135 125L136 126H140L141 127V125H137ZM143 124V123H142ZM144 124V125H145ZM162 124V123H161ZM164 124V123H163ZM162 124V125H163ZM166 124V123H165ZM195 124V125H196ZM205 124V123H204ZM207 124V123H206ZM205 124V125H206ZM122 124H120V126H121ZM128 125H129V123H128ZM176 125V126H175ZM186 125V126H187ZM194 125V126H195ZM205 125H204V127H205ZM209 125V127H210V124H208ZM207 125V126H208ZM216 125V126H215ZM215 125H211L212 127H210L211 129L210 130H212V133H215L216 132V128H217V123L215 124ZM224 125V124H223ZM229 125V124H228ZM231 125V124H230ZM233 125V124H232ZM97 126V125H96ZM115 126V125H114ZM113 126V127H114ZM116 126H118V125H116ZM115 126V127H116ZM124 126V125H123ZM146 126V125H145ZM145 126H143L142 125V127L144 128ZM148 127H149V125H147ZM161 126V125H160ZM164 126V125H163ZM166 126H167V124H166ZM178 126V127H179ZM193 126V125H192ZM206 126V127H207ZM239 126V125H238ZM245 126V125H244ZM244 126H243V128H244ZM250 126V125H249ZM147 127V128H148ZM159 127V126H158ZM165 127V126H164ZM168 128H169V126H167ZM171 127L173 128V126H170V128L168 129V130H170L171 129ZM184 127V126H183ZM196 127V126H195ZM205 127V129L206 130H208L207 128ZM222 127V129H220V128H218V131H219V129L221 130L220 132L222 133V132H224L225 134H227V132H231V131H233L232 129H233V127H229L230 129H228V126H221ZM261 127V126H260ZM121 128V127H120ZM134 128V127H133ZM160 128V127H159ZM180 128H182V127H180ZM193 128V127H192ZM198 128H199V126H198ZM199 128V129H200ZM234 128H236L235 126H234ZM240 128V127H239ZM249 128V127H248ZM259 128V127H258ZM262 128V127H261ZM264 128V127H263ZM262 128V130H264ZM173 129V130H174ZM184 130L186 129V127L185 128H183ZM195 129V128H194ZM238 129V128H237ZM236 129V130H237ZM247 129V128H246ZM122 130V129H121ZM135 130H138V127H137V129H135ZM147 130V129H146ZM172 130V131H173ZM178 130H179V128H178ZM178 130L176 131L175 130V132H178ZM184 130H183V133H184V135H185V132H184ZM187 130V129H186ZM189 130V129H188ZM188 130H187V132H188ZM193 130V129H192ZM192 130H189V133L192 131ZM201 130H203L202 131V133L204 134L206 131L204 130V129H201ZM201 130L199 131V130H197L199 133H201ZM210 130L208 131V132H210ZM230 130V131H229ZM245 129H243V131H244ZM117 131H118V128H117ZM138 131H141L142 133H143V131H142V129L140 130H138ZM148 131V130H147ZM179 131H181V129L179 130ZM205 131V132H204ZM234 131H235V129H234ZM120 132H122V131H120ZM124 132H125V130H124ZM123 132V133H124ZM195 132V131H194ZM192 133V134H195V133ZM207 132V134L209 135V133ZM237 132V131H236ZM245 132V131H244ZM250 132V131H249ZM101 133V132H100ZM141 133V134H142ZM179 133V132H178ZM198 133V138H197V141L199 140L200 141V139H199V135H201V134H199ZM232 133V132H231ZM260 133V132H259ZM114 134V133H113ZM138 134V133H137ZM137 134H135V135H137ZM140 134V133H139ZM140 134V135H141ZM181 134V133H180ZM188 133H186V135H187ZM191 134V135H192ZM218 133L216 132L215 133V135H217ZM230 134V133H229ZM2 135V134H1ZM139 135V136H140ZM150 135V134H149ZM153 135V134H152ZM188 135H190V134H188ZM213 135V134H212ZM222 135H223V133H222ZM231 135V134H230ZM234 135V134H233ZM248 135V134H247ZM262 135H263V132H262ZM3 136V135H2ZM107 136V135H106ZM178 136H179V134H178ZM182 136H183V134H182ZM181 136V137H182ZM194 136V137H193ZM202 137H203V135H201ZM211 136V135H210ZM221 136V135H220ZM240 136V135H239ZM252 136V135H251ZM136 137H138V136H136ZM141 138L143 137V136H140ZM153 137H154V135H153ZM181 137H179V139L181 138ZM185 137V136H184ZM190 137V139H191V136H188V138ZM192 137L193 138H195V135H192ZM213 137H215L214 135L212 136V138ZM224 137H225V135H224ZM227 137H229L230 138V136L228 135ZM232 137V136H231ZM264 137V136H263ZM139 138V137H138ZM183 138V137H182ZM185 138H187V137H185ZM192 138V139H193ZM203 138H207V139H209V137L207 136V135H205V137H203ZM203 138H201V139H203ZM216 138H217V136L215 137V141H212V144H211V141H209L210 142V147H211V149L209 148V146L207 145V147L209 148V149H207V151H208V153H207V157H205V155H201V150L200 151H198L199 153H198V159L199 160H201L202 161V163H201V165L203 164V162H205V161H207V166H210L211 167V165L212 164H214V163H217V162H215L213 159H212V157H214L215 158V156H216V158L215 159H220V158H223V157H221V156H219L218 157V155L220 154V153H222V152H220V153H217V152H219L220 151V146H219V144L217 145L216 143H217V141H216ZM226 138V137H225ZM229 138H228V141H229ZM236 138V137H235ZM250 139H251V137H249ZM132 139H133V137H132ZM184 139V138H183ZM191 139V140H192ZM211 139V138H210ZM209 139V140H210ZM221 139V138H220ZM234 139V138H233ZM238 139H239V137H238ZM245 139V138H244ZM248 139V138H247ZM134 140V139H133ZM136 140V139H135ZM148 140H150L149 139V137H148ZM173 140H174V138L171 140L172 142L171 143H173ZM175 140H176V138H175ZM174 140V141H175ZM189 140V139H188ZM188 140H187V142H186V140H182L183 141V143H184V145L187 147L188 145H190L191 144V142H190V140H189V142H188ZM227 140V139H226ZM231 140V139H230ZM260 140V139H259ZM169 141H170V139H169ZM180 141V140H179ZM179 141L177 140L176 142L177 143H179ZM194 141V140H193ZM196 141V140H195ZM235 141V140H234ZM233 141V142H234ZM245 141V140H244ZM263 141H264V139H263ZM138 142V141H137ZM176 142H174V144H172V145H175L176 144ZM181 142V141H180ZM223 142V144H225V143H228L227 141L224 143V141H222ZM260 142V141H259ZM132 143V142H131ZM150 143V142H149ZM149 143H147V144H149ZM159 143H161V141L159 142ZM159 143H156L155 145H157V146H154V147H160V148H162V146L164 145L165 146V144H162V146H160V145H158ZM182 143V142H181ZM183 143H182V146H184L183 145ZM186 143V144H185ZM187 143H189L188 145H187ZM207 143V142H206ZM220 144H221V142H219ZM230 143H232L231 141H230ZM247 143V142H246ZM245 143V145L247 146V147H249L248 146V144H246ZM262 143V142H261ZM264 143V142H263ZM134 144H135V142H134ZM195 144H199L198 146H200V143L198 142H195ZM207 144H209V143H207ZM216 144V145H215ZM232 144H234V143H232ZM232 144H231V146H232ZM260 143H258V145H259ZM169 145V144H168ZM172 145H170L171 146V148H169L168 146H167V149H172L173 148V146ZM228 145V144H227ZM226 145V146H227ZM242 145V144H241ZM135 146V145H134ZM148 146V145H147ZM181 146V145H180ZM182 146L181 147H179L178 146V144H177V146L175 145V149H176V147H178V148H181V149H179V151L183 154V152H184V154H185V152L187 151V148H185V147H183V148H185V149H183L182 148ZM193 146H195L194 145V142H192V146H191V148L195 151V148H196V150L198 149L197 147L198 146H195V147H193ZM204 146H205V144H204ZM217 146L219 147V149H217ZM224 146V145H223ZM223 146H222V148H223ZM229 146H230V144H229ZM228 146V147H229ZM235 146V145H234ZM234 146H232V147H234ZM239 146H240V144H239ZM262 146V149H263V145H261ZM206 146H205V150H206V148H207ZM231 147V148H232ZM238 147V146H237ZM242 148L244 147V146H241ZM260 147V146H259ZM160 148L158 149V148H156V149H158V150H160ZM165 148V147H164ZM189 149H190V147H188ZM230 147H229V149H231ZM235 148V147H234ZM154 149V148H153ZM184 151H183V150ZM215 149H217L216 150V152H214V153H217L218 155H213L212 157H211V155H210V163L212 162V160L214 161L213 163H211V165H210V163H209V156H208V154H210L209 153V151H211V152H213ZM224 149V154L223 155H225V147L223 148ZM233 149V148H232ZM232 149H231V151H232ZM237 149V148H236ZM245 149H247V148H245ZM261 149V148H260ZM259 149V152H261V150ZM155 150V149H154ZM158 150H156L155 152H156V154H158V152L160 153L161 151H158ZM193 150L191 151V149H190V151H187L186 152V158L187 159H184L185 158V155L183 154V155H180V154H178L179 156H181V157H184V158H180V157H178L177 155H174V153L175 152H177V151H174L173 149H172V151L174 152V153H172V151H170L169 150V152L171 153H165V154H168V155H171L172 156V154H173V158L176 156L177 157V159L179 158V159H181V160H186V161H188V162H186L185 161V163L186 164H189L190 162H189V160L190 159H192L191 160V162L193 161V158H194V156H196V151H195V153L193 152ZM222 150V149H221ZM238 150V149H237ZM252 150V149H251ZM158 151V152H157ZM164 151H165V149L163 150V154H162V156H164ZM167 151V150H166ZM229 150H228V148H227V152H228ZM236 151V150H235ZM248 151V150H247ZM258 151V150H257ZM262 151H264V150H262ZM155 152H153L154 154H155ZM193 152V153H192ZM250 152V151H249ZM258 152V153H259ZM179 153V152H178ZM229 153L231 154V152L229 151ZM242 151H241V155L240 156H242ZM248 153V152H247ZM253 153V152H252ZM251 153V154H252ZM155 154V155H156ZM189 154V155H188ZM192 154H194V156H192ZM204 154V153H203ZM234 154V153H233ZM236 154V153H235ZM250 154V153H249ZM249 154H247V155H249ZM255 154V153H254ZM260 154V153H259ZM263 154H264V152H263ZM161 155V153L159 154V156ZM168 155L165 157L164 156V158H165V160H162V159H164V158H162V156L160 157V158H162L161 160H162V163H161V160H160V158H158L159 156L157 155V156H154V157H157L156 159H158V160H156V159H154L153 158V160H154V162H155V160H156V164H155V166H157V164L159 165V163H157V162H159L160 161V163L161 164H164L165 163V165H167L168 163H167V157H168ZM191 155V156H190ZM243 155H246L245 154V152H244V154ZM255 155H258V154H255ZM260 155H262V153L260 154ZM169 157L168 159L169 160H171V159H173L172 157ZM200 156H203L204 158H201L200 159ZM228 155L226 154V157H227ZM230 156H232V155H229V157ZM239 156V157H240ZM253 157H254V155H252ZM251 156V157H252ZM264 156V155H263ZM263 156H262V158H263ZM188 157H190V158H188ZM192 157V158H191ZM228 157V158H229ZM250 157V156H249ZM248 157V158H249ZM251 157L249 158V160H250V162H248L247 160H246V158H244L243 159V161H241V163L242 164H240V165H242V168H244V169H246V168H248V170H249V167H246L247 166V163L249 164H251L252 162V160H251ZM208 159V160H206V159ZM225 158V157H224ZM223 158V159H224ZM231 158V157H230ZM229 158V159H230ZM237 158V157H236ZM189 159V160H188ZM254 159H256V158H253V161H254ZM259 158H257V160H258ZM150 162H152V160H151V157H150ZM199 160H197V162L196 163H198L197 165V168H195L196 170H197V173L199 174V175H201V177H199V175H198V177H196L197 175L196 174H193L195 177H192V185L194 184V183H196L197 182V184H198V182H200V181H197V179L198 180H204V177H202V176H204L203 174H204V169L202 168H200V170H199V167H201V166H199L200 165V162L201 161H199ZM221 160V159H220ZM225 160V159H224ZM224 160L222 161V162H224ZM236 159H234V161H235ZM240 160H242V159H240ZM240 160H238V161H240ZM261 160V159H260ZM264 160V159H263ZM163 161H166V162H163ZM172 161V160H171ZM169 162L170 164L172 163V162ZM195 161V160H194ZM217 161V160H216ZM219 161V160H218ZM226 161H227V159H226ZM154 162H152L153 163V165L151 166V169L153 170L154 168ZM175 162H177V161H175ZM255 162V161H254ZM259 162V161H258ZM264 162V161H263ZM167 163V164H166ZM173 163H174V159H173ZM169 164V167H171L172 168V170L174 169V170H176V168H178V171H174L175 173L176 172H178V176H177V174H175L174 172H173V174H174V176H177V177H179V176H184V174L183 173H181V171H179V169L181 168L182 169V172H187L186 170H188V169H186V167H189L190 166V169H191V165L189 164V166H187V165H185L184 164V162H183V164L185 165V167L183 166V164H182V161L180 162L182 165H181V167L179 168L178 167V165L180 164L179 163V160H178V165L176 164V163H174L176 166H174V164ZM218 163H221V162H218ZM236 163H238L237 161H236ZM150 164H149V166H150ZM253 164V163H252ZM255 164V163H254ZM165 165H160L159 167H155V168H157V170H159L158 168H164V166ZM194 165V164H193ZM217 165H219V164H216V168H217ZM236 165H238V164H236ZM240 165H239V167H240ZM162 166V167H161ZM174 166V167H173ZM226 166V165H225ZM253 166V165H252ZM182 167H184V168H182ZM202 167H204V164H203V166ZM209 167V168H210ZM220 167V166H219ZM237 167V166H236ZM246 167V168H245ZM167 168V169H166ZM170 168V169H171ZM212 168H214V170L216 169L215 168V166L213 165L210 169H212ZM251 168V167H250ZM260 168H262L261 166H260ZM149 170H151L150 169V167L148 168ZM165 169L166 170H168L169 168H168V165L165 167ZM169 169V170H170ZM180 169V170H181ZM210 169L208 170V167L206 168V175L208 176L209 174H210V176H208L207 177V180H209V181H211L210 179H208L209 177H211V179L213 180V178H212V176L213 175H215V173L217 172L216 170H215V173L213 174V172H214V170H213V172L211 173L210 172ZM239 169V168H238ZM263 169V168H262ZM151 170V171H152ZM168 170V171H169ZM196 170L194 171V173L196 172ZM217 170H221V169H217ZM260 170V169H259ZM154 171H156L155 169H154ZM153 171V172H154ZM200 171V172H199ZM210 173H209V172ZM212 171V170H211ZM242 171V170H241ZM251 171H252V169H251ZM150 171H148V173H149ZM153 172H151V173H149V174H152ZM219 172V171H218ZM224 172H226L225 170H224ZM230 172V171H229ZM228 172V173H229ZM239 172V171H238ZM244 172H245V170H244ZM244 172H243V174H244ZM249 172V171H248ZM156 174L155 175V177H153L152 175L153 174ZM151 176H152V178H154L155 180H158V181H156V182H154L153 184H154V188L153 189H155V190H153L154 192H156L158 195L160 194V193H162L161 195H162V197L157 201V202H155V203H151V204H148L147 206H146V208H147V210L150 212V214L151 213H155V212H157V211H159V210H161L164 206H167V205H165L166 204V202L167 201H169L171 198H178V197H181V199H182V201H184L185 202V200H187L186 199V197L188 196L187 195V193H186V191H183V190H179V192L181 193L182 191L184 192V194L186 193V196H184L183 198H182V196L184 195V194H180L179 195V192H178V194H175L174 195V193H177L176 191L174 192V189L175 190H177L178 189V186H176L175 185V187H174V189L173 188H171L170 190H169V186H167V183L169 182H166L165 180V183L164 182H160V180H159V177H158V175L161 173H159L158 171H157V173H158V175H157V173L156 172H154ZM203 173V174H202ZM242 173V172H241ZM148 174V175H149ZM167 174H168V172H167ZM183 174V175H182ZM186 174V173H185ZM220 174V173H219ZM230 174L232 175V173L230 172ZM240 174V173H239ZM247 174V171H246V173L244 174V175H246ZM212 175V176H211ZM218 175V174H217ZM221 175V174H220ZM230 175V176H231ZM242 175V174H241ZM248 175V174H247ZM150 176V175H149ZM225 176H226V174H225ZM236 176H237V174H236ZM1 177V176H0ZM160 177H162L161 175H160ZM169 177H171L170 175H169ZM176 177V178H177ZM189 176H187V177H185V178H182V179H186V178H188ZM191 177H190V180H191ZM214 177V176H213ZM245 178L247 177V176H244ZM151 178V180H153ZM158 178V179H157ZM180 177H179V179L177 180V179H175L173 176H172V179H174L173 181H177V183H179V181L181 182V179ZM194 178V179H193ZM196 178V179H195ZM199 178H201V179H199ZM203 178V179H202ZM216 178V177H215ZM219 178V177H218ZM225 178H227V177H225ZM231 178V177H230ZM240 178H242V177H240ZM229 179V178H228ZM187 180H189V179H187ZM190 180L189 181H187L188 182V184L192 187V185L190 184ZM215 180V179H214ZM183 181V180H182ZM185 182L184 183H186V180H184ZM205 181V180H204ZM226 181V180H225ZM229 181V180H228ZM227 181V182H228ZM238 181H239V179H238ZM244 181V180H243ZM117 182V181H116ZM140 183L141 182H144V181H139ZM157 182H160L161 184H166V185H164V186H166V187H164L163 185L161 186V188L159 187V190H157V188L156 187H158V186H160L161 184H157ZM201 182H203V181H201ZM213 182V181H212ZM216 183H217V181H215ZM214 182V184H216ZM176 183V184H177ZM183 183V182H182ZM209 183V182H208ZM229 183H230V181H229ZM231 183H232V181H231ZM248 183V182H247ZM151 184H152V182H151ZM152 184V185H153ZM175 184V183H174ZM180 184V183H179ZM187 184V183H186ZM196 184V185H197ZM201 184V183H200ZM210 184H211V182H210ZM222 184V183H221ZM169 185H171L172 186V184H170V182H169ZM178 185V184H177ZM182 185V184H181ZM188 185V186H189ZM231 185V184H230ZM183 186V188H184V185H182ZM188 187V188H191V187ZM217 186V185H216ZM234 186V185H233ZM239 186V185H238ZM244 186V185H243ZM195 187V184H194V186H193V188ZM197 187V186H196ZM235 187V186H234ZM177 188V189H176ZM186 188V187H185ZM204 188V187H203ZM218 188V187H217ZM227 188H229V187H227ZM226 188V189H227ZM232 188V187H231ZM235 188H237V187H235ZM244 188H245V186H244ZM197 189H198V187H197ZM201 189V188H200ZM214 189H215V187H214ZM224 189H225V187H224ZM238 189V188H237ZM241 189V188H240ZM143 190V189H142ZM158 192H157V191ZM185 190H187V189H185ZM204 190H206L205 188H204ZM221 190H223V187H222V189ZM232 190V189H231ZM152 191V192H153ZM160 191V192H159ZM190 191V190H189ZM193 191V189H191V192ZM195 191L196 192H198L197 194L196 193H193L192 192V194H193V196L194 195H198V194H200L199 192L200 191H202V189L199 191V190H196L195 189ZM217 191V190H216ZM227 191H229V190H227ZM241 191V190H240ZM171 192V193H170ZM174 192V193H173ZM203 192V191H202ZM217 193V192H216ZM222 193H223V191H222ZM225 193V192H224ZM223 193V194H224ZM228 193V192H227ZM226 193V194H227ZM234 193V192H233ZM232 193V194H233ZM236 193V192H235ZM156 194V195H157ZM173 194V195H172ZM172 195V196H171ZM176 195H179V196H177L176 197ZM204 195H206L207 196V193L206 194H204ZM209 195V194H208ZM214 195V194H213ZM220 195H221V192H220ZM231 195V194H230ZM174 196V197H173ZM232 196V195H231ZM246 196V195H245ZM2 197H4V196H2ZM195 198H196V196H194ZM211 197V199H212V196H210ZM209 197V198H210ZM225 197V196H224ZM1 198V197H0ZM5 198L6 197H4L2 200L0 199V205H3L4 203L6 204V203H8L10 200H7V202H5L6 200H5ZM195 198H193V199H195ZM8 199V198H7ZM9 199H10V197H9ZM180 199V198H179ZM191 197H190V201H191ZM219 199V198H218ZM3 200H5V201H3ZM172 200V199H171ZM169 201V205H171V202L173 201ZM188 200H189V196H188ZM215 200H217V199H215ZM220 200V199H219ZM231 200V199H230ZM12 201H13V199H12ZM105 201V200H104ZM235 201V200H234ZM3 202V203H2ZM11 202V201H10ZM53 202V201H52ZM183 202V203H184ZM230 202V201H229ZM228 202V203H229ZM186 203V202H185ZM231 203V202H230ZM229 203V204H230ZM5 204H4V206H5ZM13 204V203H12ZM16 204V203H15ZM181 204H182V202H181ZM8 205V204H7ZM53 205V204H52ZM188 205V204H187ZM190 205H192V204H190ZM190 205H188V206H190ZM197 205V204H196ZM195 205V207H198L199 205H197L196 206ZM232 205H233V203H232ZM20 206V205H19ZM18 206V207H19ZM49 206H51V205H49ZM194 206V205H193ZM250 206H252L251 204H250ZM9 207V206H8ZM8 207H6V209H8ZM16 207V206H15ZM54 207V206H53ZM60 207V206H59ZM87 207V206H86ZM101 207H103V206H101ZM192 206H190L189 207V209L191 208ZM195 207H193V208H195ZM11 208H13L12 206H11ZM52 208V207H51ZM51 208H49V209H51ZM84 208V207H83ZM193 208H191V209H193ZM198 208H200V206L198 207ZM85 209V208H84ZM1 210V209H0ZM2 210H3V207H2ZM5 210V209H4ZM19 210H20V207H19ZM112 210H115V212H117V213H119L120 215H124V216H126V214L124 213V211H121V210H119V209H112ZM146 210V209H145ZM184 210V209H183ZM47 211V210H46ZM49 211V210H48ZM144 211V210H143ZM1 212V211H0ZM50 212V211H49ZM52 212V211H51ZM102 212V211H101ZM146 212V211H145ZM197 212V211H196ZM4 213H6V212H4ZM19 213V212H18ZM76 213H77V211H76ZM105 214V213H104ZM106 214H108V213H106ZM113 214V213H112ZM255 215V217L257 216V214L256 213H254ZM77 215V214H76ZM99 215H101V214H99ZM111 215V214H110ZM117 215V217H118V214H116ZM59 216V215H58ZM102 216H103V214H102ZM128 216V215H127ZM260 216V215H259ZM185 218H187V217H185ZM43 219V218H42ZM101 219H102V217H101ZM173 219H175V217H173ZM261 219V218H260ZM37 220V219H36ZM40 220V219H39ZM42 221V220H41ZM125 220H123V222H124ZM166 221V220H165ZM264 221V220H263ZM167 222V221H166ZM13 223V222H12ZM29 223L31 224L32 222L31 221H29ZM41 223V222H40ZM196 223V222H195ZM21 224V223H20ZM117 224V223H116ZM163 224H166L167 225V223H163ZM22 225V224H21ZM33 225V224H32ZM172 225H174V224H172ZM25 226V225H24ZM34 226V225H33ZM36 226H37V224H36ZM21 227V228H20ZM19 228H20V230L22 229V226H20ZM26 227H27V225H26ZM29 227H31V225L29 226ZM38 227H39V225H38ZM42 227V229H43V231H45L46 229H44V226H40L39 227V229ZM155 228H156V226H154ZM153 227V228H154ZM264 227V226H263ZM32 228V227H31ZM108 228V227H107ZM133 228V227H132ZM158 228V227H157ZM161 228H163V227H161ZM226 228H227V231H231V229H232V224L230 225V226H226ZM25 230L24 231H26V228H24ZM159 229V228H158ZM165 229V228H164ZM19 229H18V231H20ZM29 230V229H28ZM32 230V229H31ZM105 230V229H104ZM103 230V231H104ZM217 230V229H216ZM33 231V230H32ZM34 231H35V228H34ZM36 231H37V228H36ZM40 231V230H39ZM39 231H37V232H39ZM152 231V233L150 234V236H149V238L148 237H146L147 238V240H146V238L145 239H143L144 240V242H145V245H143V243H140L141 245H142V248H143V250H144V248H145V250H144V252H146V253H143L142 251L143 250H140L142 253H141V257L143 256L144 257V254H146V258H144V259H142V260H140V259H137L138 257H137V255L135 254L136 253V251H135V249L133 250L132 249V251L130 252V254H131V256L133 257L132 259H129V260H127V257H126V259L124 258V259H121V257L123 256V257H125V249L127 250L128 248H130V247H128V245L126 246L127 248H118L117 246H112V244L111 243H109V244H111V246H104V248H107V249H105V252H106V254L108 255V256H113L114 258H112V260H110V259H103V260H100L99 258H96V257H92V258H87V257H85V256H80V257H70V253H67L65 256H64V258H65V260H64V258L62 259L63 260V262L64 263H62L61 261V259L59 258V261L61 262V264H152V263H150V262H152L153 260V257L152 256H155L154 258H155V261H157L156 259H159L158 261H159V263H156V264H165L164 263V261L165 262H168V260L167 259H169V257L170 256H167V254H169V253H171L170 255H172L173 253L175 254V255H177V252H175L176 250H175V248H176V246L173 244V243H175V242H168V241H170V240H166L167 238H165L164 237V235L165 234H161L159 231L157 232V231H155V230H151ZM160 231H161V229H160ZM175 231V230H174ZM177 231V230H176ZM218 231V230H217ZM27 232V231H26ZM37 232H36V234H37ZM163 232H164V230H163ZM20 233V232H19ZM18 233V234H19ZM35 232H33L32 233V235H31V237H29V238H31L32 239V236H33V234H34ZM41 233V232H40ZM39 233V234H40ZM99 233V232H98ZM109 233H110V231H109ZM108 233V234H109ZM138 233H140V231H138ZM26 234V233H25ZM31 234V233H30ZM29 234V235H30ZM38 234V235H39ZM42 234V233H41ZM1 235H2V233L0 232V239H1ZM94 235V234H93ZM111 235V234H110ZM179 234H177L176 236H178ZM220 235H221V233H220ZM5 236V235H4ZM21 236H26V235H21L20 234V239L21 238H23V237H21ZM43 236V235H42ZM100 236V235H99ZM175 236V237H176ZM225 236V235H224ZM3 237V236H2ZM13 237V236H12ZM33 237H35V236H33ZM142 236H138L137 237V239H136V241H135V243L137 244V246L139 245V247H140V244L138 243L139 242V240H138V238H141ZM144 237H145V235H144ZM171 237H173L174 238V235L173 236H171ZM226 237V236H225ZM252 237V236H251ZM5 238V237H4ZM15 238V237H14ZM25 239H26V237H24ZM23 238V239H24ZM37 238V237H36ZM40 238V237H39ZM253 238V237H252ZM257 238V237H256ZM38 239V238H37ZM176 239L178 240V238L176 237ZM251 239V238H250ZM9 240H10V238H9ZM9 240H6V242L8 241V244H7V246L9 247ZM29 240V239H28ZM34 239H32V241H33ZM39 240V243H40V240L41 239H38ZM125 240V239H124ZM138 240V241H137ZM179 240H181V237H179ZM227 240V239H226ZM255 240V239H254ZM1 241H2V243H3V245H4V247L5 248H3L4 250H5V252H7V251H9V250H11V248L13 247H9L10 249H8L6 246H5V243L3 242V241H5V239H1ZM18 241H19V239H18ZM24 241V240H23ZM23 241L21 242L22 244H23ZM256 241H258L257 239H256ZM11 242V241H10ZM47 242V241H46ZM50 241H48L47 243H49ZM177 242V241H176ZM181 242V241H180ZM200 242V241H199ZM251 242H253V243H255L254 241H252L251 240ZM1 243V242H0ZM19 243V242H18ZM25 243V242H24ZM51 243V242H50ZM59 243V242H58ZM122 243H124V242H122ZM129 242L127 241V244H128ZM132 243V242H131ZM173 246H171L170 244ZM257 243V242H256ZM12 244V243H11ZM51 244H53V243H51ZM50 244V245H51ZM94 244V243H93ZM108 244V245H109ZM135 244V245H136ZM178 244H179V242H178ZM178 244H176L177 245V248L176 249H178V247H180V245H178ZM199 244H201V243H199ZM259 244V243H258ZM16 245V244H15ZM21 245V244H20ZM96 245V244H95ZM105 245H106V243H105ZM114 245H115V243H114ZM116 245H118V244H116ZM123 245V244H122ZM126 245V244H125ZM237 245V244H236ZM260 245V244H259ZM23 246H24V244H23ZM53 246V245H52ZM56 246V245H55ZM3 247V246H2ZM37 247V251H39V249H41L40 247H39V245L38 246H36ZM43 247V246H42ZM93 247H94V245H93ZM97 246H95L94 248H96ZM98 247H99V245H98ZM134 247V246H133ZM139 247H137V248H139ZM240 247V246H239ZM258 247V246H257ZM256 247V249H258ZM260 247H262V246H260ZM259 247V248H260ZM264 247V246H263ZM6 248H7V250H6ZM39 248V249H38ZM135 248V247H134ZM14 249V248H13ZM19 249V248H18ZM18 249H16V252H17V250ZM44 249L46 250V252L48 251V252H50V250H49V247L48 246H44ZM75 249V248H74ZM102 249V248H101ZM140 249H141V247H140ZM182 248H180V250H181ZM20 250H21V248H20ZM20 250H18V251H20ZM71 250H73V248L71 249ZM75 250H77V249H75ZM97 250H99V249H97ZM185 250V249H184ZM261 250H263L262 248H261ZM1 251H2V249H1ZM13 251V250H12ZM12 251H9V252H12ZM15 251V250H14ZM80 251V250H79ZM103 251V250H102ZM134 251H135V253H134ZM244 251V250H243ZM264 251V250H263ZM69 252V251H68ZM71 253L73 252V251H70ZM77 252H78V250H77ZM139 252V251H138ZM245 252V251H244ZM14 253V252H13ZM35 253V252H34ZM129 253V250L127 251V255H129L128 254ZM140 253V252H139ZM9 255V253H5V255ZM11 254V253H10ZM17 253H15V255H16ZM19 254V253H18ZM23 254V253H22ZM46 253H44V255H45ZM74 254H75V251H74ZM143 254V255H142ZM157 255V258H156V255ZM180 255H182L181 253H179ZM12 256H13V254H11ZM37 255H38V252L36 253V255H35V257H37ZM175 255H172V256H175ZM192 255V254H191ZM257 255V254H256ZM21 256V255H20ZM166 256L168 257V258H166ZM184 256H186V255H184ZM8 257V256H7ZM56 257V256H55ZM54 257V258H55ZM115 257H118V259H116ZM137 257V258H136ZM176 257V256H175ZM259 257V256H258ZM6 257H4V259H5ZM13 258V257H12ZM16 258V260L13 258L12 260H13V262H12V260H10L11 262H9L10 264H39V263H35V261H28L27 259V261L28 262H31V263H26V262H24V261H20L21 259L20 258H17V257H15ZM23 258H25V257H23ZM48 257H46L45 258V261H46V259H47ZM54 258H52L53 260H55ZM178 258V257H177ZM176 258V259H177ZM180 258H181V256H180ZM184 258V257H183ZM188 258V257H187ZM9 259H11V257L9 258ZM171 259H172V257H171ZM170 259V260H171ZM175 259V258H174ZM191 259V258H190ZM196 259H198V258H196ZM25 260V259H24ZM25 260V261H26ZM51 260V259H50ZM182 260V259H181ZM184 260V259H183ZM189 260V259H188ZM193 260V259H192ZM250 260V259H249ZM4 261V260H3ZM1 259H0V264H5V262H7L8 263V261L9 260H7V258L5 259V261L3 262ZM20 261V262H19ZM45 261L44 260H42L40 263L41 264H59V262L58 263H55V262H50V261H48V263L46 262L45 263ZM173 261V260H172ZM199 261V260H198ZM198 261H196V263L198 262ZM154 262V261H153ZM190 262V261H189ZM193 262V261H192ZM195 262V261H194ZM193 262V263H194ZM254 262V261H253ZM6 263V264H7ZM171 263V262H170ZM175 263H176V260H175ZM186 263V262H185ZM191 263V262H190ZM169 264V263H168ZM199 264V263H198ZM201 264H203V263H201Z\"/></svg>", "mask_w": 264, "mask_h": 264}]
</instances>
